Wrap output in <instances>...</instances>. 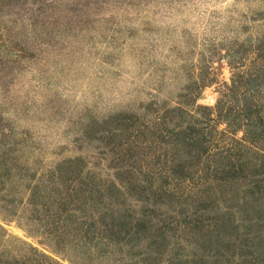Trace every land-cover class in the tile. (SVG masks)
Wrapping results in <instances>:
<instances>
[{
	"label": "rangeland",
	"instance_id": "obj_1",
	"mask_svg": "<svg viewBox=\"0 0 264 264\" xmlns=\"http://www.w3.org/2000/svg\"><path fill=\"white\" fill-rule=\"evenodd\" d=\"M222 222L264 264V0H0V264H194Z\"/></svg>",
	"mask_w": 264,
	"mask_h": 264
},
{
	"label": "trees",
	"instance_id": "obj_2",
	"mask_svg": "<svg viewBox=\"0 0 264 264\" xmlns=\"http://www.w3.org/2000/svg\"><path fill=\"white\" fill-rule=\"evenodd\" d=\"M83 200H85V197H83ZM78 208L80 210H82V208L79 205H78ZM228 217H230V215H228L227 219H226L229 221ZM112 221H115V220L112 219ZM137 221H141V220L138 219ZM129 223H131V220H129L128 218L127 219L124 218L122 220L121 226L119 228H114L112 226H107V225H104L103 227L105 229L104 231H106V233L110 237H112L114 239H118V237H120L118 234V231H120V230L122 231L124 228L127 227V225ZM144 223L145 222H143L142 224H144ZM134 225H136L137 227H140V226H138V224H134ZM90 226H92V225H89V228L84 231L85 237L88 233L87 239L90 237V235L93 234V231L91 230ZM122 226H124V227H122ZM219 226H220V224H219ZM102 231L103 230H101L100 233ZM146 231L148 233H146ZM136 233H137V234H135L136 238H133L134 236L129 237V242H131L133 245H135L136 243H138L141 240V238L139 237L140 231L136 230ZM143 233H144L143 240H144L145 246H146L145 250H144L145 257L143 258L144 263L145 264H149V263L153 264L155 262V259L157 260L156 256H158V258H159V256L163 257V253H162L163 249H160V246H157L155 244H157V243L160 244V242H164L165 238H164V236L160 237V235H155L154 232H151L149 229H144ZM205 235H206V237H205L204 241H209L208 245H205L206 248L202 249L201 252L193 253V263L194 264H211L208 261H210V259H213V262L219 264L218 259L221 256V252H223L221 249L223 246V243H225L227 238H228V240L226 242L233 240L234 235H231V233L228 230V227H226V224H224L223 222L220 226V229H219V227L216 229H208L207 232L205 233Z\"/></svg>",
	"mask_w": 264,
	"mask_h": 264
}]
</instances>
